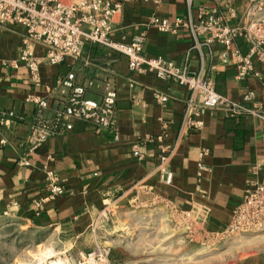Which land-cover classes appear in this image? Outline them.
Segmentation results:
<instances>
[{"label": "crops", "instance_id": "crops-1", "mask_svg": "<svg viewBox=\"0 0 264 264\" xmlns=\"http://www.w3.org/2000/svg\"><path fill=\"white\" fill-rule=\"evenodd\" d=\"M123 2V0H113ZM248 0H233L237 18L232 24L244 23ZM213 4L212 0H194L191 14L196 17L199 7ZM156 14L171 21L189 16L186 0H131L113 18L114 41L129 42L146 31L143 54L154 58L163 56L178 65L187 63L192 72L202 73L214 80L218 92L240 100L249 89L257 94L256 105L264 112V85L252 75L243 80L235 77L232 65L207 59L202 68L200 54L190 50L193 39L187 29L177 33H162L149 26ZM25 28L22 25L0 27V110L12 109L24 114L21 123L0 124V222L17 223L36 230L63 231L80 238L88 228L91 217L107 202L149 205L159 202L182 213L199 216L207 226L225 229L231 222L233 209L242 201L251 170L259 165L258 178L264 180V125L250 114L228 116L223 110L209 111L204 116L202 130L184 125L188 90L173 82H163L152 72L137 74L129 68L128 58L101 45L87 43L78 59H67L60 65H50L46 50L34 47L40 61L42 83L35 86L29 79L25 64L13 67L22 49ZM236 45L246 54L247 45ZM215 53L223 48L214 45ZM190 54L186 62L187 55ZM74 71L81 83L88 79L95 86L87 95L100 99L102 81L107 77L118 88L117 141L108 130L97 132L87 123L75 122L74 129L50 138L42 147L29 153L30 166H21L19 158L29 133L34 105L29 96L45 97L69 72ZM255 71L264 76V65L256 63ZM136 82L133 88L131 84ZM159 90L168 96L165 103L155 98ZM140 99L134 105L132 97ZM53 106V98L50 97ZM169 127L166 144L172 149L169 166L174 177L166 183L158 169L157 147L149 139L156 138ZM202 149L209 154L202 160L210 167L204 179H198V161ZM54 170L64 180L65 193L48 201L45 212L36 216L29 209L31 201L45 195L46 171ZM8 212V215L5 213Z\"/></svg>", "mask_w": 264, "mask_h": 264}, {"label": "built area", "instance_id": "built-area-1", "mask_svg": "<svg viewBox=\"0 0 264 264\" xmlns=\"http://www.w3.org/2000/svg\"><path fill=\"white\" fill-rule=\"evenodd\" d=\"M123 0H0V27L22 25L25 33L22 38L23 49L18 59L10 65L19 67L25 64L29 79L35 86L42 83L40 61L35 56L34 47L45 48V59L50 65H60L67 59L81 57L87 43L101 45L119 52L128 58L129 68L137 74L154 73L163 82H173L184 86L189 97L186 100L184 125L189 129L202 130L204 116L209 111L223 110L230 117L250 114L261 119L264 125V112L256 105L257 94L248 90L240 100L218 92L214 80L199 72H192L187 63L178 65L174 61L158 56H144L146 31L135 35L129 42L114 41L113 18L123 9ZM160 3L163 0H143ZM233 0H212L213 4L200 6L197 16L191 14L194 0H186L189 16L186 20L171 21L152 14L149 26L162 33H177L187 29L193 39L191 50L200 54L202 68L207 59L216 60L222 65H232L238 80L255 75L264 85V76L255 71L256 63L264 65V0H248L244 23L233 25L237 11L232 6ZM241 39L246 45V54L236 45ZM214 45H220L223 51L215 53ZM190 54L187 55L186 62ZM93 79L81 83L74 71L69 72L53 88H47L45 97L29 96L26 102L34 105V113L29 122V133L24 142V151L19 158L21 166H30L29 153L42 147L50 138L66 134L74 129L75 122L87 123L97 132L108 130L115 140L120 139L117 126L118 88L116 82L107 77L102 81L100 99L87 95L95 86ZM136 82L131 86L134 88ZM155 98L165 103L168 96L159 90ZM50 97L53 98V106ZM134 105H140V99L133 95ZM26 120L24 114L12 109L0 110V124L21 123ZM169 127L164 126L160 135L149 139L159 154L158 169L166 183L171 184L174 174L169 162L172 149L166 144ZM5 144V141H1ZM209 154L202 149L198 161V179L210 172L203 158ZM259 165L251 170V177L246 182L242 201L233 209L231 222L225 228L228 236L243 233L264 232V180L258 178ZM45 195L37 197L29 204V209L36 216L45 212L48 201L64 195V180L54 170L46 171ZM190 214V213H188ZM8 215V212L5 213Z\"/></svg>", "mask_w": 264, "mask_h": 264}, {"label": "rangeland", "instance_id": "rangeland-1", "mask_svg": "<svg viewBox=\"0 0 264 264\" xmlns=\"http://www.w3.org/2000/svg\"><path fill=\"white\" fill-rule=\"evenodd\" d=\"M224 230L159 202L113 200L80 238L0 222V264H264V232Z\"/></svg>", "mask_w": 264, "mask_h": 264}]
</instances>
